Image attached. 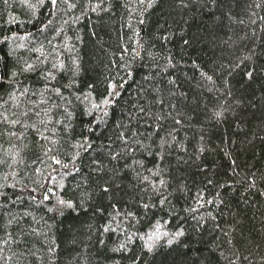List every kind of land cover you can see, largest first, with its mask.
Instances as JSON below:
<instances>
[{"label":"trees","instance_id":"obj_1","mask_svg":"<svg viewBox=\"0 0 264 264\" xmlns=\"http://www.w3.org/2000/svg\"><path fill=\"white\" fill-rule=\"evenodd\" d=\"M0 264H264V0H0Z\"/></svg>","mask_w":264,"mask_h":264}]
</instances>
